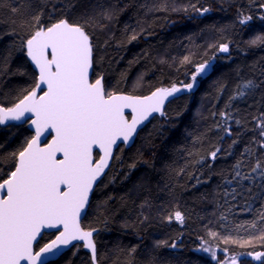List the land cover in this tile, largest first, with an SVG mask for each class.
<instances>
[{
  "label": "trees",
  "instance_id": "trees-1",
  "mask_svg": "<svg viewBox=\"0 0 264 264\" xmlns=\"http://www.w3.org/2000/svg\"><path fill=\"white\" fill-rule=\"evenodd\" d=\"M264 0H3L0 3V105L12 107L23 90L31 88L37 75L24 50L22 37L27 29L18 27L36 11H43L42 22L61 13L69 19L94 17L89 32L96 44L93 73L104 76L110 91L145 96L157 88L193 83V88L168 103L166 116H155L139 132L130 147L119 146L112 165L97 185L89 210L82 221L85 230L97 229L94 237L100 264H217L236 255L238 264H264L248 252H264V240L249 237L256 230L247 228L256 219L259 199L252 201V212L241 207L219 219L229 207L222 197L220 173L227 175L237 160H245V172L264 150L259 141L258 117L264 114V44L250 46L249 41L264 37ZM209 7L200 15L191 5ZM75 5V7H68ZM165 6L166 11L157 8ZM11 7L19 9L17 14ZM189 11H173V8ZM111 18L105 19L104 13ZM252 19L241 25L239 13ZM16 21V25L13 21ZM133 33L137 39L131 40ZM229 44V52L212 45ZM188 56L189 60L184 61ZM215 57L214 59H211ZM210 60L207 75H192L196 66ZM261 84L254 95L232 100L246 80ZM223 89L220 90V86ZM230 114L225 124L220 113ZM241 124L236 125L235 121ZM217 124L222 125L217 128ZM230 126L232 136L224 127ZM33 133L28 123L0 125V176L11 168L10 154L20 149ZM199 138V139H197ZM238 140L231 148L232 140ZM221 148L214 162L208 153ZM246 146L255 149V157L240 154ZM231 152L228 155L227 152ZM189 153H192L189 155ZM118 157V159H115ZM200 157L204 164L194 163ZM98 158V155H96ZM212 163V168L207 164ZM135 164V168L130 165ZM180 169L184 172L177 173ZM190 174H194L189 178ZM196 177L201 182L197 184ZM259 183V181H258ZM193 185H196L195 187ZM255 192V189H254ZM239 199V198H238ZM217 201L222 207L217 208ZM236 203V202H233ZM174 210L187 217L180 225L165 217ZM146 218V219H145ZM245 227L237 229V225ZM218 237L208 236V230ZM230 235L234 240L225 242ZM53 235L44 234L38 247ZM211 247L217 251H200ZM158 241L175 242L176 249L157 247ZM135 248L134 253L130 250ZM222 249H227V255ZM38 250V248H37ZM47 264H92L82 244L74 245L59 259Z\"/></svg>",
  "mask_w": 264,
  "mask_h": 264
},
{
  "label": "snow or ice",
  "instance_id": "snow-or-ice-1",
  "mask_svg": "<svg viewBox=\"0 0 264 264\" xmlns=\"http://www.w3.org/2000/svg\"><path fill=\"white\" fill-rule=\"evenodd\" d=\"M190 7L200 15L211 10L195 4ZM259 7L264 9V3ZM157 10L166 11L167 8L161 6ZM172 10L187 13L189 8ZM10 11L15 15L19 9L11 7ZM43 15V11H36L18 25L20 29H27L21 48L37 70L34 83L30 89L23 90L21 98L12 107L0 106V125L6 121H20L27 113L34 128V135L10 154L12 166L0 176V264H46L48 257L57 255L62 247H67L73 241H82L83 247L90 250L92 264H100L93 237L98 230H84L79 222L89 202V194L109 167V161L114 158L113 146L118 141L129 144L137 126L152 113L166 116L162 110L164 101L180 89L175 85L170 89L157 88L147 96L110 91L103 83V76L93 78L90 71L97 62L94 57L96 44L88 30L93 26L94 17L80 16L73 20L62 12L59 17L50 15L51 22L45 24L42 22ZM239 15L241 25L252 19L242 12ZM104 18L110 19V13L105 12ZM260 18L264 20V16ZM16 23L14 20L13 24ZM137 38V34L133 33L131 40ZM258 43L264 44V37L249 41L250 46ZM212 47L222 53L229 52L228 43ZM188 60L189 57L185 56L184 61ZM210 63L208 60L197 65L192 80L196 81L197 76L206 74ZM193 86V83L184 85L187 90ZM260 87L261 84L255 80H246L238 86L231 99L254 95ZM222 89L223 85L220 86ZM125 109L130 110L131 118L126 115ZM220 116L225 124L231 118L230 114L224 112ZM256 119L259 136L264 138V114ZM235 123L240 125L241 121L236 120ZM221 126L217 124V128ZM224 132L228 136L233 135L230 126H225ZM237 143L238 140L233 139L229 148ZM253 143L264 150V139L254 140ZM219 153L221 148L215 146L207 159L214 162L219 158ZM245 153L255 157V149L250 146H246L240 155L243 157ZM227 154L231 155V152ZM96 155L98 158L94 159ZM194 163L204 164L205 158L200 157ZM245 163L243 159L237 160L227 175L220 173L222 185L219 187L222 191L216 195L229 205L226 212L219 216L222 221L228 219L227 213L232 212L233 208L242 206V212H252V201H261L260 209L255 210L256 219L246 222L247 228L256 230V234L238 238L248 243L251 239L264 240V155L255 157L247 172L243 170ZM212 166V163L207 164L208 168ZM130 167L135 168L136 165ZM183 172L184 169H180L177 175ZM196 181L197 184L206 182L200 181L199 177H196ZM220 207L222 205L217 201V208ZM165 219L169 223L175 220L183 225L187 217L184 212L174 210ZM61 225L62 229L54 240L38 247L36 242L43 229L59 228ZM244 227V224L237 225V229ZM207 234L210 237L220 236L211 229ZM222 239L225 242L234 240L230 235ZM206 243L202 240L199 250L210 253L216 260L215 250L203 247ZM157 247L176 249L177 244L158 241ZM135 250L132 248L130 253ZM222 251L227 255V249ZM241 255L264 261V252ZM217 264H238L237 256L233 255L225 261L217 260Z\"/></svg>",
  "mask_w": 264,
  "mask_h": 264
},
{
  "label": "water",
  "instance_id": "water-1",
  "mask_svg": "<svg viewBox=\"0 0 264 264\" xmlns=\"http://www.w3.org/2000/svg\"><path fill=\"white\" fill-rule=\"evenodd\" d=\"M29 61H30V60H29ZM30 63H31V65H32L33 69H34V70L36 71V73H37V70H36L35 66L32 64L31 61H30ZM93 70H94V65H93V69L90 70V71L92 72V75H93ZM103 83H104V82H103ZM176 87H177L178 89H180V91L174 93L172 96L168 97V98L164 101L163 108H162V110H163L164 112H165L166 106L168 105L169 102H171V101L174 100L175 98L179 97V96L182 95L183 93L189 91V90H187L184 86L176 85ZM170 88H171V87H170ZM170 88H169V89H170ZM123 94H127V93H123ZM150 94H151V93H150ZM150 94H148V95H150ZM145 96H147V95H145ZM0 106H2V105H0ZM3 107H4V106H3ZM6 108H8V107H6ZM125 113H126V115L129 116V118H131V112H130L129 109H125ZM155 116H161V115H160V113H152L146 121H144L142 124H140V125L137 126V131H136V133H134L133 138H132V140L129 142V144L125 145V144H123L122 142L118 141V142H117V145H114V146H113V157H114V155H115L116 150L119 148V146H121V145H124L125 147H130V146H132L133 143L135 142V140H136V138H137L139 132H140V131H141V130H142V129H143V128H144V127L150 122V120H151L152 118H154ZM12 123H17V124L28 123V127H29V129H30V131H31V132L33 133V135H34V128H33V126L31 125V118H29V114L26 113L25 116L22 117V119H21L20 121H6L5 124H3V125H9V124H12ZM49 139H50V137H49ZM95 151L98 153V150H95ZM95 158H96V156H94V159H95ZM113 159H114V158H113ZM113 159H111V160L109 161V167L106 168V169L104 170V173L100 176V178H99V179L96 181V183L94 184V186H93V191L89 194V202H88V204L86 205V207H85L84 211L82 212L81 217H80V219H79V222H80L81 226H82V221H83V219L85 218V216H86V214H87V212H88V210H89V207H90V205H91V201H92L93 193H94V191H95L97 185L99 184V182L104 178V176L106 175V173H107L108 170L110 169V167H111V165H112V162H113ZM82 228H83V226H82ZM61 229H62V225L59 226V228H51V229L45 228V229H43V230H42V235H41V237H38V240H37L36 244L38 245V244L40 243V241H41V239L43 238L44 234L57 233V235H58V234H59V230H61ZM83 229H84V228H83ZM84 230H85V229H84ZM96 233H97V231L93 233V237H95ZM57 235H56V236H57ZM56 236H55V238H56ZM55 238H54V239H55ZM54 239H53V240H54ZM50 242H51V241H50ZM76 244H82V245H83V242H82V241H73V242L70 243L67 247H62L61 250H60V252H59L57 255L52 256V257H48L46 264L49 263V262H51V261H55V260L59 259V258H60V257L66 252V251H68L70 248H72V247H73L74 245H76ZM96 247H97V246H96ZM84 249H85V251H87V252L90 254V256H91L90 250H89V249H86V248H84ZM91 261H92V260H91Z\"/></svg>",
  "mask_w": 264,
  "mask_h": 264
},
{
  "label": "flooded vegetation",
  "instance_id": "flooded-vegetation-1",
  "mask_svg": "<svg viewBox=\"0 0 264 264\" xmlns=\"http://www.w3.org/2000/svg\"><path fill=\"white\" fill-rule=\"evenodd\" d=\"M95 76H97V75H95L94 73H93V78H95ZM103 82H104V84H105V86H106V83H105V80H104V76H103ZM51 235H53V237L51 238V239H49V241H47L46 243H49L50 241H52L54 238H55V236L57 235V233H52ZM77 245V244H76Z\"/></svg>",
  "mask_w": 264,
  "mask_h": 264
},
{
  "label": "rangeland",
  "instance_id": "rangeland-1",
  "mask_svg": "<svg viewBox=\"0 0 264 264\" xmlns=\"http://www.w3.org/2000/svg\"><path fill=\"white\" fill-rule=\"evenodd\" d=\"M210 70H211V65H210V67H209V69H208V71H207V73L206 74H204V75H207L209 72H210ZM200 76H203V75H200ZM215 250V249H214ZM215 252L217 253V251L215 250ZM211 255V254H210Z\"/></svg>",
  "mask_w": 264,
  "mask_h": 264
}]
</instances>
